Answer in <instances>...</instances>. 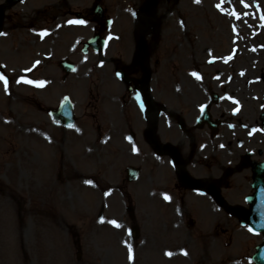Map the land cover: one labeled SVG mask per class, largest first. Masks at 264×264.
I'll return each instance as SVG.
<instances>
[{"label":"rangeland","instance_id":"obj_1","mask_svg":"<svg viewBox=\"0 0 264 264\" xmlns=\"http://www.w3.org/2000/svg\"><path fill=\"white\" fill-rule=\"evenodd\" d=\"M41 3V0H36L30 2L29 6L13 7L10 10L12 27L23 29L26 24L35 22L30 21L28 12H24L25 16L19 15L26 11L27 7L40 11ZM45 3L44 10L50 11V14H46L43 19L45 25L41 26L45 27V31L43 30V38L41 37L44 41L40 50L51 51L54 47L63 57L68 50L63 41H69V33L61 27L55 30L58 21H53V14L56 10L52 4L48 5L49 2ZM208 3L209 1L204 3V11L201 13L197 10L190 11L191 6L188 10L178 9L174 14V25L177 27L180 20L184 19L190 29L188 35L193 36L190 41L203 40L195 31L203 35L205 30L206 33L215 30L216 35L222 37L219 42H225L224 46L219 45L217 48H225L227 51L230 38L229 23L226 22L219 33L217 25L220 19L218 21L217 16L210 19V11L206 6ZM261 3L264 8V0ZM34 12L36 11H31ZM19 18H24L22 25L19 24ZM250 27L252 34L259 36L256 39L264 40V27L263 30L254 24ZM54 30L58 38L54 37ZM245 34L246 30L241 32V35ZM179 38L184 39L180 33ZM53 39L61 43L56 42L57 46H54L51 42ZM262 40L256 41L260 42L256 48L241 46L238 52L245 50L246 53L250 52L249 49H256L259 53H264ZM203 41L213 42L218 46V37ZM0 49L10 51L15 48L0 43ZM23 51L25 50L19 49L18 57L7 59L5 63L10 68L27 67L33 61L34 54L40 53L38 48H31L24 61L23 55L25 56L26 52ZM262 57L261 55L260 58ZM247 60L248 56H237V72L243 81H238L236 87L240 93L250 94L254 89L252 84L256 80L255 76L260 71L258 65L252 66ZM46 64L44 74H52L55 61H47ZM220 69L227 73L231 71L230 67L220 66ZM0 89L4 90L1 87ZM1 90L0 264H254L252 257L256 246L262 242L261 235L252 233L237 220L228 216L226 218L223 214L218 237L210 240L212 245L205 236H200L201 227L200 231H195L193 235L184 232L183 238L174 232L164 233L154 223L149 222L141 224V239L134 243L128 233L130 221L122 205H106V221L103 224L98 221L95 223L92 213L98 210L102 199V166L110 160L102 148L104 146L91 144L78 135H71L64 141L57 137L56 131L50 128L49 123H45L43 139L34 123L39 119L36 107L30 105L25 113L20 103V94L16 92L18 98L11 110V96ZM76 94L79 98H84L78 90ZM49 133L50 136H56L54 140L50 138ZM88 150L91 155L86 154ZM69 156L75 161H71ZM91 173L94 177H91ZM74 235H78L83 246L81 263L77 260L78 251L73 244Z\"/></svg>","mask_w":264,"mask_h":264},{"label":"flooded vegetation","instance_id":"obj_2","mask_svg":"<svg viewBox=\"0 0 264 264\" xmlns=\"http://www.w3.org/2000/svg\"><path fill=\"white\" fill-rule=\"evenodd\" d=\"M71 5L67 14L86 23H93V15L103 16L111 12L119 16L125 10L128 15L136 17L135 23L127 25L124 30H121L122 25L114 23L115 31L111 35L117 39L106 43L103 51L97 52L93 46L81 48V57L84 60L82 74L87 79L89 96L85 112L86 117L93 121V130L100 132L105 127V138H113L117 143L123 144L122 149L128 152L130 148L125 143L134 145L135 158L139 159L140 165L145 164L148 169L144 174L140 167L139 180L142 178L143 183H149V195L158 201L170 203L169 207L175 202L183 209L188 207L191 201L203 213H215L214 207L220 205L221 167L226 163H230L231 172L235 171L240 178L245 179V190L249 188L253 155L246 150L235 151L248 147V126L241 122L244 131L232 132L237 135L235 142L230 137L228 140L226 137L222 138L220 116H226L225 111L229 110V106L221 105L220 99L217 103L212 101L209 104V111L215 115V121L218 123L216 130L207 122L198 127L197 119L191 113L209 102L212 92L205 97L199 88L181 90L184 102L187 105L190 103V112L185 115L182 127L177 121L171 122L173 115L169 112L166 114V126L160 125L157 118L156 74L160 59L165 60L167 55L160 46V41L155 39L156 25H142L137 20L146 11L147 5L150 9L163 12L183 7L187 5V0H71ZM67 24L69 25L70 21ZM7 26L10 32L15 29L10 24ZM85 27L87 28L86 25ZM93 29L97 33H106L109 27L104 19L99 18ZM69 31L73 32L74 26H71ZM142 35L145 36L143 44L139 40ZM19 46H23V42ZM76 50L77 45L71 44L70 55L80 53H76ZM219 74L220 72H217V75ZM26 81L27 78L23 83L24 91L28 89ZM49 81L57 83V73H54L52 79L44 78L42 86ZM37 105L40 107V102H37ZM166 111L172 112L171 108ZM235 116L236 114H232V117ZM227 126L229 129L234 128L232 124ZM196 130L206 131L205 144H201V140L199 142ZM261 139L264 140L263 135ZM156 142L165 145L160 147ZM223 142L229 145V149L222 156ZM170 143L179 150L176 149V152L180 155V160L168 149ZM262 155L263 151L259 150L258 156ZM186 176L196 180L194 189L188 188ZM201 194H206V197ZM165 196L169 199L166 200Z\"/></svg>","mask_w":264,"mask_h":264},{"label":"snow or ice","instance_id":"obj_3","mask_svg":"<svg viewBox=\"0 0 264 264\" xmlns=\"http://www.w3.org/2000/svg\"><path fill=\"white\" fill-rule=\"evenodd\" d=\"M196 2L197 3H199L200 2V0H196ZM241 2L243 3V0H241ZM221 3H223V0H221ZM218 8L220 7L219 5L217 6ZM244 7H248V5L247 4H245L244 5ZM234 16H236L237 18H239V14L238 13H235V12H233L232 13ZM71 23H83L82 21H73V22H71ZM41 35H44L43 33H41ZM193 75H195V74H193ZM0 79H3L2 77H0ZM26 83H31L30 81H26ZM5 91H7V82L5 81ZM165 199L167 200V199H169L167 196H165ZM112 223H115V222H112ZM117 226H119V225H117ZM129 253H130V258H131V248L129 247ZM169 255H171V254H169Z\"/></svg>","mask_w":264,"mask_h":264},{"label":"water","instance_id":"obj_4","mask_svg":"<svg viewBox=\"0 0 264 264\" xmlns=\"http://www.w3.org/2000/svg\"><path fill=\"white\" fill-rule=\"evenodd\" d=\"M260 257H261V259H260ZM260 257H259V256L256 257V258H257V262H258L259 264H264V250H263V252L261 253Z\"/></svg>","mask_w":264,"mask_h":264}]
</instances>
